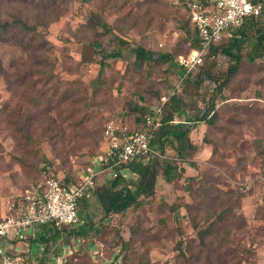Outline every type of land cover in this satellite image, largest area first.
I'll list each match as a JSON object with an SVG mask.
<instances>
[{"label": "rangeland", "instance_id": "1", "mask_svg": "<svg viewBox=\"0 0 264 264\" xmlns=\"http://www.w3.org/2000/svg\"><path fill=\"white\" fill-rule=\"evenodd\" d=\"M45 1L41 9L0 0L2 21L32 24L42 15L47 22L37 38L19 26L0 38L2 216L51 175L42 168L76 182V173L107 148L109 122L140 128L172 91L186 116L215 98L214 84L198 85L195 77L184 83L179 74L178 56L194 48L184 0ZM255 18L264 23V7ZM137 44L174 61L137 67L130 48ZM250 47L224 96L215 98L216 123L190 131L198 147L183 152L179 142H168L149 161L153 186L140 207L102 219L96 197L81 203L83 222L73 233L65 227L52 234L30 264H264V56L252 61ZM117 50L120 56H108ZM185 119L175 115L173 123ZM166 160L183 168L172 182L163 174ZM140 181L133 175L128 182L136 188Z\"/></svg>", "mask_w": 264, "mask_h": 264}, {"label": "built area", "instance_id": "2", "mask_svg": "<svg viewBox=\"0 0 264 264\" xmlns=\"http://www.w3.org/2000/svg\"><path fill=\"white\" fill-rule=\"evenodd\" d=\"M184 3L201 40L199 47L178 56V64L188 72L205 62L213 43L232 37L236 28L246 19L261 15L264 7L257 0H184ZM174 94L176 91L163 95L161 103L143 117L140 128L128 129L109 122L104 129L107 148L78 171L76 182L46 176L27 190L22 199L13 201L9 214L0 216V264H30L33 252L18 247L15 240L37 241L47 224L54 229L80 225L83 222L80 202L94 197L99 175L106 173L116 177L122 174L129 179L136 174L128 167H122L123 164L139 156L159 154L151 145L150 137L152 129L161 123L158 115L164 111L163 103ZM37 246L35 253L44 254L45 245ZM75 247L77 250L78 246Z\"/></svg>", "mask_w": 264, "mask_h": 264}, {"label": "trees", "instance_id": "3", "mask_svg": "<svg viewBox=\"0 0 264 264\" xmlns=\"http://www.w3.org/2000/svg\"><path fill=\"white\" fill-rule=\"evenodd\" d=\"M257 1L262 2L264 5V0ZM24 2L32 3L36 7L40 6L41 9L48 7V3H45V0H24ZM187 12L189 20L188 22L192 24L189 11L187 10ZM41 16L38 19L39 21H34L32 24L29 23V19H23L20 17H14V19L6 21H2L0 18V38L9 32L13 26H19L24 31L31 33L33 39L37 38V35H39L38 26L47 24V22L44 21ZM98 23L103 27H107V23L104 21L98 20ZM191 38L193 41V47H199L201 40L195 28L193 29ZM42 40L43 44L41 47L44 48L46 46L47 40ZM247 46H251L247 56L252 61H255L258 57L264 56V23L255 17L246 19L240 27L234 30V35L232 37H225L220 41L213 43L206 54L207 59L201 66L198 67V71L196 73H194V70V72H188L179 65L180 77L184 83L191 81L194 79L193 77H195L197 79L196 82L198 85L205 81L214 84L213 92L215 94V98L223 97L224 90L228 87L230 81L237 73L243 62L244 50L247 48ZM130 48L132 54L135 57V65L137 67H143L144 64L152 61H174V57L170 53L164 56H159L156 55L154 51L149 50L140 44L133 45ZM120 55V50L112 51L108 54L109 57H118ZM221 59H226L227 62L223 64ZM104 67L105 64L102 63L101 72ZM215 98L209 103L207 107H204L203 110L197 112L195 115L186 116L180 94L176 93L171 95L168 100L163 103V113L158 115V118L161 121L160 125L152 129L150 139L153 148L164 153L165 146L168 142L177 141L179 142L178 148L183 152L189 148L193 150L196 149L198 145L190 141L189 133L195 127V124L200 122L206 123L207 125H213L216 123V120L218 119V111L216 109ZM165 110L167 114L164 115ZM175 115H184L186 119L185 121H180L179 123L175 124L173 123ZM158 155L159 154L153 153L146 156H139L134 161L122 165V167L130 168L141 178V181L136 188H133L128 182L129 179L122 174L112 177L108 176L106 173H102L97 177L96 192L94 197L98 199L103 209L104 214L101 217L102 219L109 217L112 214L125 212L130 207H140L142 205L141 195L146 193V191L153 186L152 181L150 182V177L153 175V168L149 161ZM165 162L166 163L163 170L165 180L172 182L176 177L180 176L183 168L178 170V167L174 165L173 162L169 160H166ZM41 174H43V176H54L61 181L66 182L65 178L61 177L57 171L50 172L48 167L42 168ZM45 177L46 176H44L43 179ZM90 200L91 199H84L80 202V205L81 203H88ZM66 228H69V233H73V230L76 229V227ZM58 231L59 228H56L54 234H56ZM78 233H80V231H78ZM49 239L50 236L48 235L46 241L47 245L49 243ZM83 242L86 243L85 240H83L82 243ZM73 248L75 249L76 247L74 246ZM115 264L117 263L115 262Z\"/></svg>", "mask_w": 264, "mask_h": 264}, {"label": "crops", "instance_id": "4", "mask_svg": "<svg viewBox=\"0 0 264 264\" xmlns=\"http://www.w3.org/2000/svg\"><path fill=\"white\" fill-rule=\"evenodd\" d=\"M2 216V215H0ZM55 229L51 226V225H44L42 230L40 231L39 235H38V240L37 241H27V240H15L14 243L17 244L18 247L27 249L30 252H33V259L38 256L36 252L37 249V245L42 244L41 241H44L43 245H45V247L47 246V236L49 235L51 237L52 234H54ZM38 250V249H37Z\"/></svg>", "mask_w": 264, "mask_h": 264}]
</instances>
